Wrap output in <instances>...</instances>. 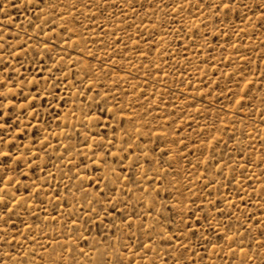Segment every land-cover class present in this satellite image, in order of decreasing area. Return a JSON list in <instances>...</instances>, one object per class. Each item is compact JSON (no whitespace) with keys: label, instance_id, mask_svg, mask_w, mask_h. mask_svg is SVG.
<instances>
[{"label":"rangeland","instance_id":"rangeland-1","mask_svg":"<svg viewBox=\"0 0 264 264\" xmlns=\"http://www.w3.org/2000/svg\"><path fill=\"white\" fill-rule=\"evenodd\" d=\"M0 264H264V0H0Z\"/></svg>","mask_w":264,"mask_h":264}]
</instances>
